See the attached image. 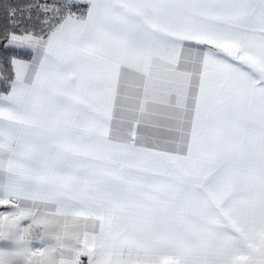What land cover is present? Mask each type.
Segmentation results:
<instances>
[{
    "label": "snow or ice",
    "instance_id": "6c2138e0",
    "mask_svg": "<svg viewBox=\"0 0 264 264\" xmlns=\"http://www.w3.org/2000/svg\"><path fill=\"white\" fill-rule=\"evenodd\" d=\"M0 264H264V0H3Z\"/></svg>",
    "mask_w": 264,
    "mask_h": 264
},
{
    "label": "trees",
    "instance_id": "16d2710c",
    "mask_svg": "<svg viewBox=\"0 0 264 264\" xmlns=\"http://www.w3.org/2000/svg\"><path fill=\"white\" fill-rule=\"evenodd\" d=\"M3 2V0H0V3H2ZM10 2H14V0H10Z\"/></svg>",
    "mask_w": 264,
    "mask_h": 264
}]
</instances>
